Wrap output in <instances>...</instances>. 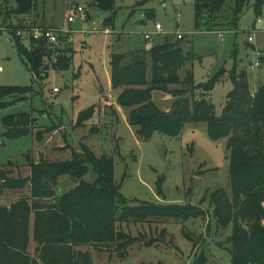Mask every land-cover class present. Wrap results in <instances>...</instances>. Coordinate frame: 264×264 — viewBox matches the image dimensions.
Returning <instances> with one entry per match:
<instances>
[{
    "label": "rangeland",
    "instance_id": "374dc122",
    "mask_svg": "<svg viewBox=\"0 0 264 264\" xmlns=\"http://www.w3.org/2000/svg\"><path fill=\"white\" fill-rule=\"evenodd\" d=\"M256 1L251 0V5ZM6 2L0 0V87H30L33 93L27 100L0 109V169L7 167L14 178L29 177V160L67 161L73 150L81 149V144L96 156L111 155L116 182L127 199L192 206L199 209L200 215L185 222L123 223L119 229L143 239L129 249L125 261L112 252V247H81L91 254L94 264H193L200 256L206 258L207 264H232L229 240L234 222L218 228L211 202L220 189L230 199L233 197L227 140H212L205 123L187 124L179 137L160 133L149 140L139 137L137 128L130 124V109L117 103L121 91L111 86L110 55L125 53L130 57L143 51L149 56L153 47L177 41L182 35L198 58L189 67L196 83L207 82L209 76L223 68L231 71V56L237 51L238 69L248 72L254 92L264 82V62L259 59L264 57V7L260 14L250 7L237 32H219L197 27L195 0H114V12L100 10L94 6L95 0H35L31 14L14 13L10 17L5 11L15 12L16 4ZM77 6L86 9L87 19L76 17L69 23ZM108 19H113V27L105 26ZM157 24L162 27L160 33L156 32ZM37 29L55 31L66 40L60 44L61 49L70 47L75 51L69 69L51 68L42 80L34 78L9 34L15 30L31 35ZM146 35L150 38L146 39ZM23 45L29 49L30 39L25 38ZM181 77L184 78L183 72ZM228 78L229 74L211 94L217 115L222 113L227 95L233 90ZM174 100L170 93H153V102L165 112L171 111ZM93 105L98 106L95 116L84 126L76 127L79 114ZM19 114L38 119L39 130L55 129L46 134L43 142L37 141L35 135L8 138L3 120ZM92 128L99 132L92 133ZM10 164L13 166L8 167ZM95 179L96 174L90 169L84 180ZM74 187L69 176L61 177L55 198L50 200L57 201ZM27 190L29 187L25 192L5 190L0 194V207H10ZM152 239L155 242L147 246ZM37 247L30 235L29 254L35 256Z\"/></svg>",
    "mask_w": 264,
    "mask_h": 264
},
{
    "label": "trees",
    "instance_id": "16d2710c",
    "mask_svg": "<svg viewBox=\"0 0 264 264\" xmlns=\"http://www.w3.org/2000/svg\"><path fill=\"white\" fill-rule=\"evenodd\" d=\"M11 2L16 8L15 12L5 11L8 17L14 13L31 14L36 5L35 0ZM194 5L197 27L237 32L245 12L254 7L260 14L264 0L253 5L251 0H195ZM94 6L114 12V0H95ZM104 23L106 27L114 26L113 19ZM9 34L36 80L45 79L51 68L67 70L73 63L75 51L70 47L61 49L60 44L66 40L60 35L58 44H53L33 33L27 35L14 30ZM25 38L30 39L29 49L23 45ZM190 45L184 43L183 36L153 47L149 56L143 51L130 57L113 52L110 55L111 86L121 91L117 103L130 109V124L145 140L156 133L179 137L190 123L207 124L208 135L214 141L227 140L233 197L230 199L221 189L213 194L211 202L215 206L216 223L218 228H225L234 222L229 240L232 264H264V82L256 91H251L249 74L238 69V53L234 51L231 71L223 68L209 76L207 82L198 84L192 68L189 69L198 59ZM54 55H59L55 61ZM259 59L264 62V57ZM228 74L233 90L227 95L222 113L217 115L211 94ZM156 91L170 93L175 98L170 112L161 110L153 102ZM31 93L30 87H0V109L27 100ZM97 109L98 106L93 105L82 111L76 127L90 121ZM37 121L28 114L8 116L3 120L5 135L13 139L35 135L37 141L43 142L55 127L39 130ZM91 132L99 131L92 128ZM2 145L0 143V148ZM28 163L29 177L14 178L7 167L0 169V194L5 190L25 192L29 187L10 207H0V264H94L91 254L80 250L87 245L112 247V252L125 261L129 249L143 237L124 232L119 229L121 224L152 220L185 222L200 215L199 209L192 206L127 199L115 179L114 157L96 156L84 144L79 151L73 150L67 161L36 163L29 160ZM90 169L96 174L93 182L84 180ZM63 176H69L75 187L62 193L57 201H51ZM30 235L38 245L35 256L28 252ZM154 242L152 239L147 246ZM193 264H207V260L200 256Z\"/></svg>",
    "mask_w": 264,
    "mask_h": 264
},
{
    "label": "built area",
    "instance_id": "2783aa9c",
    "mask_svg": "<svg viewBox=\"0 0 264 264\" xmlns=\"http://www.w3.org/2000/svg\"><path fill=\"white\" fill-rule=\"evenodd\" d=\"M86 9L83 8V6H77L74 10H73V14L69 17L68 21L69 23H73L76 19V17H79L82 20H86ZM162 31V27L161 25L157 24L156 25V32L160 33ZM65 33H69V32H65ZM34 36L39 38V37H46L51 43L53 44H58V38H59V34H57L55 31L53 30H48V31H44V30H40L37 29L34 31ZM183 36L182 35H178V39H181ZM146 39H149L150 36L146 35L145 36ZM252 39L250 38V41Z\"/></svg>",
    "mask_w": 264,
    "mask_h": 264
},
{
    "label": "crops",
    "instance_id": "0c3cea01",
    "mask_svg": "<svg viewBox=\"0 0 264 264\" xmlns=\"http://www.w3.org/2000/svg\"><path fill=\"white\" fill-rule=\"evenodd\" d=\"M247 46H249V45H247Z\"/></svg>",
    "mask_w": 264,
    "mask_h": 264
}]
</instances>
